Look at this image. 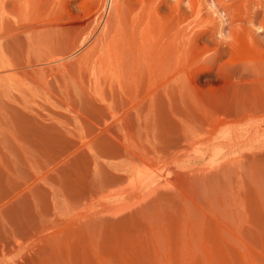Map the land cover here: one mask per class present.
<instances>
[{
  "label": "rangeland",
  "instance_id": "1",
  "mask_svg": "<svg viewBox=\"0 0 264 264\" xmlns=\"http://www.w3.org/2000/svg\"><path fill=\"white\" fill-rule=\"evenodd\" d=\"M0 264H264V0H0Z\"/></svg>",
  "mask_w": 264,
  "mask_h": 264
},
{
  "label": "bare ground",
  "instance_id": "2",
  "mask_svg": "<svg viewBox=\"0 0 264 264\" xmlns=\"http://www.w3.org/2000/svg\"><path fill=\"white\" fill-rule=\"evenodd\" d=\"M108 2L111 4L112 0H108ZM215 14H218V13H215ZM218 16V15H217ZM214 19H219L218 17H215Z\"/></svg>",
  "mask_w": 264,
  "mask_h": 264
},
{
  "label": "clouds",
  "instance_id": "3",
  "mask_svg": "<svg viewBox=\"0 0 264 264\" xmlns=\"http://www.w3.org/2000/svg\"><path fill=\"white\" fill-rule=\"evenodd\" d=\"M252 67H253V65L250 64V65H249V68H252Z\"/></svg>",
  "mask_w": 264,
  "mask_h": 264
}]
</instances>
